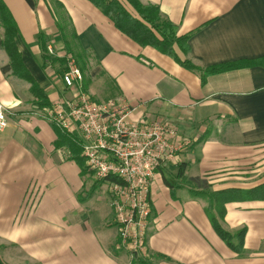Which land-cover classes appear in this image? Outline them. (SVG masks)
<instances>
[{
	"label": "crops",
	"instance_id": "1",
	"mask_svg": "<svg viewBox=\"0 0 264 264\" xmlns=\"http://www.w3.org/2000/svg\"><path fill=\"white\" fill-rule=\"evenodd\" d=\"M1 1L18 27L24 64L50 101L68 94L61 79L65 67L59 70L64 55L81 53L87 64L83 85L96 101L122 97L138 106L133 118L168 120L192 140L178 163L160 168L154 177L149 257H131L117 248L107 183L88 169L83 172L69 148L56 146L59 127L38 114L30 83L12 74L0 22V103L9 120L0 132L3 261L264 264V199L241 194L264 184V0H142L158 6L179 35L191 34L190 53L176 49L180 59L200 67L254 61L211 75L205 83L199 73L122 34L88 0ZM51 40L62 44L56 49L59 60L48 55L45 62L43 42ZM54 66L58 77L51 76ZM231 190L236 193L223 204L222 224L230 232L246 229L241 254L215 231L203 196Z\"/></svg>",
	"mask_w": 264,
	"mask_h": 264
},
{
	"label": "built area",
	"instance_id": "2",
	"mask_svg": "<svg viewBox=\"0 0 264 264\" xmlns=\"http://www.w3.org/2000/svg\"><path fill=\"white\" fill-rule=\"evenodd\" d=\"M47 51L58 56L52 44ZM64 57L61 79L68 94L38 109V114L68 135H79L88 170L107 183L118 228L117 248L131 257L147 258L152 181L160 168L178 163L192 140L168 120L133 118L138 106L122 97L96 101L83 87V73L76 59ZM8 126L7 109L0 103V132Z\"/></svg>",
	"mask_w": 264,
	"mask_h": 264
},
{
	"label": "trees",
	"instance_id": "3",
	"mask_svg": "<svg viewBox=\"0 0 264 264\" xmlns=\"http://www.w3.org/2000/svg\"><path fill=\"white\" fill-rule=\"evenodd\" d=\"M95 7L108 17L122 34L136 42L142 47L151 46L161 53L170 56L177 63L188 70L199 73L202 83H205L207 78L211 75L231 71L234 69L249 67L254 64L252 60H242L235 62H228L222 64L211 65L208 67L197 66L190 59L182 60L177 54V50L187 55L190 53L188 40L191 34L179 35L178 26L172 21L162 17L160 9L156 5L145 4L142 0H88ZM62 20V21H61ZM58 21V26L62 32V37L66 40V34L63 32V19ZM0 22L4 28L2 48L7 52L10 63L12 65V74L18 78L24 79L30 83V92L36 98V107L42 109L52 105V101L46 91L39 85V83L31 75L23 61V55L18 47L19 31L16 22L4 3L0 0ZM62 22V23H61ZM44 51L48 56L47 46L48 42H43ZM68 47V46H67ZM69 48V47H68ZM68 50V49H67ZM81 68L83 76L87 73V64L83 59L84 54L73 55ZM53 58V57H52ZM86 58V57H85ZM51 58L44 57L45 62ZM54 61L59 58L53 59ZM52 60V61H53ZM66 61L64 58L63 61ZM62 61V62H63ZM86 90L85 85H83ZM56 127V126H55ZM58 128V127H57ZM58 139L56 146H66L72 153V157L82 167L85 172L87 166L84 164V158L81 155V146L76 137L69 136L62 129L59 128ZM184 164L179 168L178 176L184 175ZM166 184L170 188L173 187L166 179ZM226 192L228 194H226ZM236 191H220L212 192L210 194L204 193L203 196L208 197L209 206L207 209L208 215L212 225L225 243L236 253L241 254L244 251V237L246 229L230 232L223 227L222 219L225 215V208L223 204L232 200L233 194ZM242 197L249 199H264V184L253 188L247 192H242ZM236 195V194H235ZM145 261V260H144ZM0 264H6L0 257Z\"/></svg>",
	"mask_w": 264,
	"mask_h": 264
},
{
	"label": "rangeland",
	"instance_id": "4",
	"mask_svg": "<svg viewBox=\"0 0 264 264\" xmlns=\"http://www.w3.org/2000/svg\"><path fill=\"white\" fill-rule=\"evenodd\" d=\"M48 44H52V45L54 46L55 49H58L59 47L62 46V44H60L59 41H57V42L54 41V42H53V41L51 40ZM49 55H50V54H49ZM50 56H51V57H57V56H54V55H50ZM70 56H73V55L71 54ZM62 63H63V62H62ZM57 64H58V63H57ZM65 65H66V61L63 63V65H60V67H61V69H59L60 72L62 71V68L65 67ZM57 67H58V66H54V67H53V68H54V71H50L52 77H56V76H57V75H56V74H57V73H56V68H57ZM53 68H52V70H53ZM59 70H58V71H59ZM57 77H58V76H57ZM88 92H89V91H88ZM90 93H91V92H90ZM90 93H89V94H90ZM90 95H91V94H90ZM61 153H62V152H61ZM62 154H64V153H62ZM65 154H66V151H65ZM177 165H178V164H177ZM175 169H176V168H175Z\"/></svg>",
	"mask_w": 264,
	"mask_h": 264
}]
</instances>
